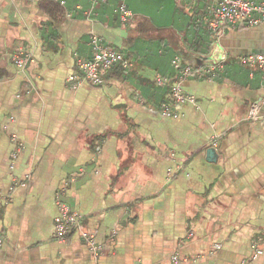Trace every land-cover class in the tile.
<instances>
[{
    "label": "crops",
    "instance_id": "obj_1",
    "mask_svg": "<svg viewBox=\"0 0 264 264\" xmlns=\"http://www.w3.org/2000/svg\"><path fill=\"white\" fill-rule=\"evenodd\" d=\"M40 1L0 0V264H264V118L247 117L264 105V79L239 64L253 53L221 36L210 57H227L225 71L187 78L194 102L176 104L174 57L202 59L171 29L176 0H110L58 25ZM150 22L160 44H132ZM92 35L127 65L72 90ZM20 49L32 60L24 69ZM61 205L81 217L65 241L55 238Z\"/></svg>",
    "mask_w": 264,
    "mask_h": 264
},
{
    "label": "built area",
    "instance_id": "obj_2",
    "mask_svg": "<svg viewBox=\"0 0 264 264\" xmlns=\"http://www.w3.org/2000/svg\"><path fill=\"white\" fill-rule=\"evenodd\" d=\"M37 1V0H31ZM62 4H66L67 0H57ZM89 10L85 13L89 16L96 15L97 6L107 4L110 0H89ZM185 5L191 4L197 6L203 4L205 6V16L203 23L218 36V40L227 29H256L263 24L264 21V0H181ZM77 10H83V5L77 4ZM118 12L122 23L131 20L133 14L129 10L125 2H121ZM92 56L90 59L78 61V72L72 74L68 78V85L72 90H77L84 83H90L93 86H104L107 82L109 73L119 65H127L125 56L115 49L108 47L104 39L98 35H92L89 42ZM211 56V55H210ZM16 60L20 69H24L31 58L25 55L23 49L19 50ZM203 64L192 66L185 63L180 55H176L172 61L173 66L177 70V80L172 85V98L176 104L186 102H194L193 97L187 96L182 90V83L190 76L197 75L200 78H215L219 72L225 70L228 58L212 59L204 58ZM239 64L246 68L250 76L253 77L259 72L264 79V54L253 53L242 56ZM263 102L253 103L248 111V120L258 122L264 118ZM168 111V110H166ZM166 115H170L168 112ZM81 224V217L77 212L71 211L68 207L61 205V217L56 224L55 238L59 241H65L68 236L73 234L76 228ZM85 241L91 246V250L98 251L100 248L95 244L93 236L84 233ZM4 245V239L0 234V250ZM256 258V256H255ZM177 260V257H174Z\"/></svg>",
    "mask_w": 264,
    "mask_h": 264
},
{
    "label": "trees",
    "instance_id": "obj_3",
    "mask_svg": "<svg viewBox=\"0 0 264 264\" xmlns=\"http://www.w3.org/2000/svg\"><path fill=\"white\" fill-rule=\"evenodd\" d=\"M79 3H81V1L79 2L78 0H67L66 4H62L60 1L54 0H41L39 2V8L41 12L46 15L49 20H51L53 25H58L59 23H63L66 19L71 18L72 13L76 15L81 14L83 16L87 15L85 12L89 10V5L82 2L83 10L79 11L76 8ZM99 6L105 5L101 4ZM116 7L117 5L115 6V15L119 21L122 22L118 14V7ZM175 10L177 16L171 23V29L174 30V33L178 36L182 47L202 59L210 57L214 46L218 44V36L209 30V28L202 21L205 16V6L203 4H199L197 6H192L190 4L187 7H184L179 3V0H176ZM129 23L131 24V22L122 24H124V27H127ZM154 28L156 27L153 25V22H150V30H147L146 27L143 26V28H140L139 31H131V33H133L131 43L136 44L138 41V43L150 42L151 44H160L157 40H161V36L158 37V34H155L158 33V31H154ZM166 30L169 32L168 29ZM149 37H152L153 39H148ZM172 84L173 82L170 81L168 85L170 89L172 88ZM170 98H172L171 91Z\"/></svg>",
    "mask_w": 264,
    "mask_h": 264
},
{
    "label": "rangeland",
    "instance_id": "obj_4",
    "mask_svg": "<svg viewBox=\"0 0 264 264\" xmlns=\"http://www.w3.org/2000/svg\"><path fill=\"white\" fill-rule=\"evenodd\" d=\"M163 17L167 19V15H163ZM174 18H176V16H174ZM169 20L171 21L172 18L170 17L168 21ZM260 30L261 29L234 30L229 28L222 36V43L235 45L234 52L239 55L264 51L262 47V44H264V34L262 33L264 32Z\"/></svg>",
    "mask_w": 264,
    "mask_h": 264
},
{
    "label": "water",
    "instance_id": "obj_5",
    "mask_svg": "<svg viewBox=\"0 0 264 264\" xmlns=\"http://www.w3.org/2000/svg\"><path fill=\"white\" fill-rule=\"evenodd\" d=\"M214 47H215V46H214ZM184 55H185V56H186V55H189L190 57H192V55H191V54H188V53H185ZM203 59H204V58H203ZM201 64H203V60H202V59H199V62H198L197 65L199 66V65H201ZM208 152H209V154H210L211 157H214V156H215V150H214V149H209ZM214 158H215V157H214Z\"/></svg>",
    "mask_w": 264,
    "mask_h": 264
}]
</instances>
